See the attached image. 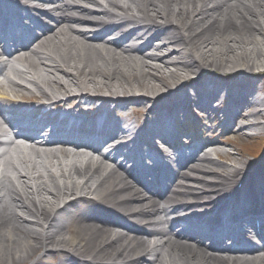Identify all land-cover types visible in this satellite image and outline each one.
Listing matches in <instances>:
<instances>
[{"label":"bare ground","instance_id":"1","mask_svg":"<svg viewBox=\"0 0 264 264\" xmlns=\"http://www.w3.org/2000/svg\"><path fill=\"white\" fill-rule=\"evenodd\" d=\"M255 69L264 0H0V264H264Z\"/></svg>","mask_w":264,"mask_h":264},{"label":"rangeland","instance_id":"2","mask_svg":"<svg viewBox=\"0 0 264 264\" xmlns=\"http://www.w3.org/2000/svg\"><path fill=\"white\" fill-rule=\"evenodd\" d=\"M228 70V69H225ZM207 70H203L202 71V75L207 74L206 73ZM263 73V72H262ZM259 74L257 72V69H255V72H248V75L251 77H254V80L258 83V85L260 86H264V73L263 74ZM241 75V74H239ZM128 112L130 113V108L128 109ZM145 112V111H143ZM144 116L145 118V114L142 115V117ZM200 121L198 122L197 118L194 119L193 121V125H196V129L193 131L191 130V128L189 127L188 130V135H194V134H205V133H209L208 138L211 137H219V132L222 131L223 127H220V123L213 119H210V121ZM251 133H254V131L249 130L247 135L240 137L239 139H235V141L233 142V146L232 145H226V149L229 150L231 153L235 154L236 152H240L242 157L241 159L243 161H247L250 162V164H252V162L254 160H257L258 158L255 155H252L251 153L255 150H258L259 148H261L262 146H264V132L261 133V136H254L251 135ZM230 136L233 137L234 133L232 132V130H230L229 132L223 133V136ZM238 149V150H237ZM237 150V151H236ZM225 162H231V161H227L224 160ZM34 260H36V257H34L33 259H31V261L28 264H31Z\"/></svg>","mask_w":264,"mask_h":264}]
</instances>
